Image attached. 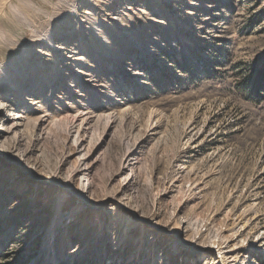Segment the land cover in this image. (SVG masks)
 Returning <instances> with one entry per match:
<instances>
[{
  "label": "rangeland",
  "instance_id": "rangeland-1",
  "mask_svg": "<svg viewBox=\"0 0 264 264\" xmlns=\"http://www.w3.org/2000/svg\"><path fill=\"white\" fill-rule=\"evenodd\" d=\"M28 1L38 15L20 0H0V38L11 39L12 49L23 40L2 12L5 4L44 36L64 28L51 15L70 10L64 18L73 38H50L79 49L73 56L82 59L67 75L57 60H42L60 76L47 83L48 68L35 76L39 100L49 106L38 112L49 118L35 133L43 127L51 134L37 147L38 162L27 159L24 167L61 179L50 173L72 170L82 153L72 151L67 134L78 111H114L120 130L113 136L103 130L108 115L92 133L77 130L88 134L83 151L92 137L88 162L100 163L97 182L104 186L87 199L100 205L105 193L119 189L129 171H118L120 156L142 138L136 156L148 188L130 204L149 223L110 201L64 222L78 199L40 182L18 187L12 178L0 188L7 199L0 205V264H220L217 253L198 250L212 240L222 242L229 258L223 263L264 264V0ZM83 69L93 83L85 84ZM153 117L162 121L160 138L148 132ZM191 136L198 137L190 142ZM87 180L91 174L77 175L71 188ZM57 190L69 196L62 204ZM90 223L97 229L83 235Z\"/></svg>",
  "mask_w": 264,
  "mask_h": 264
},
{
  "label": "bare ground",
  "instance_id": "bare-ground-1",
  "mask_svg": "<svg viewBox=\"0 0 264 264\" xmlns=\"http://www.w3.org/2000/svg\"><path fill=\"white\" fill-rule=\"evenodd\" d=\"M20 1L25 8H29L32 11H34L35 9L40 10V8L34 7L33 4H31L32 2L30 3L28 0ZM189 5L195 6L199 4L190 2ZM2 12L14 19L19 28V31L17 28L15 36L23 40L20 42L18 48L12 49L11 46H8L9 44H11V39L6 40V38L4 37L0 38V188L4 190L8 187L7 184H12L10 182V179L12 178H14L13 180L15 181V183H18V187H24L27 184V181H34L38 183L40 182L47 187L57 186L58 189H61L66 194H70V196H73L74 198L79 200L77 209L73 212L67 213L63 220L64 222L68 220L70 223L75 218V216L82 212H85V208L96 209L98 207H102L105 202L110 201L119 204L120 207H122L124 210L130 212L133 217H136L138 221L149 223V218L141 217V214H138L136 212V208H134L130 204V199L132 197L137 195L138 192L141 191V189L146 190L148 188V185H144L145 182L142 181V170L141 167H138V158L136 156V152L139 147L138 141L141 142L142 138H139L136 145H127L120 156L118 171H124L125 169H129V171L122 177L119 189L105 193L101 199L102 202L100 205V202H97L95 205H93L89 202L90 199H87V193H94V195H96L100 192V190H104L102 189L104 188V186H100L97 182L102 175V173L100 174L99 170L100 163L88 162L89 153L94 147V144H92V137L90 136L87 142L88 150L86 149L85 151H83L85 149L84 141L86 140V138H88V134L86 135V138L80 137L77 130H88V133H92L93 129H90L91 126L99 121V119L102 118L103 115H108L107 119L104 121L103 130L105 134L113 136L116 131L120 130V117L117 116L114 111H109L108 113L104 114L90 109L91 107H83L80 111H78V113L76 114V122H78L74 125L72 124L69 126L67 134L68 136L73 137L72 145L74 147L72 151H79L82 153L79 155L77 164L75 167H73L72 170L60 172L59 169L57 172L50 173L56 176L61 175L59 176L62 177L61 179H55L47 175L48 170H29L24 167L27 159H33L34 161L38 162L37 159L41 153V150L37 147H39L40 141L42 139H49L51 134V131L44 129L43 127L39 133H35V129L39 128V125L49 118L48 112L44 114H38L40 110H44V107L49 108V106L45 104L46 102L42 101L41 99L39 100V98L43 97V92L37 90L38 82L36 79L37 77H35L36 73H40L47 68L50 69V71L48 72L49 79L47 83H51L53 82L52 80L55 77H60L58 76L59 73H55V70H52L55 68L54 60H57L58 63H60L58 66V72L61 73L60 75H67L65 74V71H69V69H71L70 66H74L73 63H78L79 59L82 58H76L75 56H73L76 55V53H81L79 49L69 47L68 45L63 44L64 42L56 43L53 45V39L51 40L52 37L50 38V36L53 35L56 39L61 37V39H66V43L73 38V30H75V28H73V26L70 25V22H67V19H65L66 17H68V15H71L70 10L61 12L60 14H57L53 17L51 15V20L60 19L58 23H61L64 28L61 30L55 27L52 28V30H50L51 32H49L52 34H49L50 36L42 35L41 32H39V27L34 28L32 25H29L26 22L27 20L20 12L8 9L7 4H5ZM34 12L36 13V15H38V12L36 10ZM1 20L2 19L0 15V23ZM51 20H49L48 23H50ZM23 29H25V35ZM36 30H38V32H36ZM28 31L30 32L29 34H27ZM19 48L21 49V51L15 54V52ZM62 50H65L66 52H61ZM96 51L98 53V48ZM61 55L62 59H59V56ZM5 57H7V59ZM42 60H47V62H50L52 64L54 63L53 68H50V66L47 67L46 64L44 65L42 63ZM79 72L82 75L86 76L85 79H83L86 85H89V83H93L95 81L93 74L86 73L88 71L84 72L83 69ZM131 75L135 77L137 76V73H132ZM44 82L45 81H43L42 83ZM69 86H73V84ZM153 118L155 119L154 122L152 124H148V132L151 131V134L156 135L157 138H160L161 132L159 128H161L162 126V121L158 118ZM53 123L54 122H52L51 124ZM186 133L188 134V132ZM191 134L192 136H194V133ZM192 136L188 139L190 140V142L195 141L198 137ZM33 149H36L38 151V154L33 153ZM10 166L13 167L12 171L4 175L6 173V170ZM61 166H59V168H61ZM89 174L92 175L91 181L87 180L84 183L82 181L80 184L81 188L78 190H73L71 188V182L77 175L79 180H83L85 179V176H88ZM62 191L57 190V192H55L54 194L57 198H59V200H61L62 198L61 204L64 202V197H69ZM44 194L48 195L49 192L41 193V196H43ZM5 201H7V199L5 198L4 192L0 191V205H3ZM122 220L123 219H120L119 222H121ZM117 223L118 221L115 223V225H117L116 227H119L121 223ZM91 224L92 223H90V225ZM94 229H97L95 223L90 227L85 228L82 234L88 235L90 233V230ZM174 235L177 236V234ZM198 245V250L213 251L214 253H217V257H219V260L217 259L218 263L227 264L223 263V261L227 262L229 258H227L225 254H223V251L221 252V250H223V247L220 240H212L210 244Z\"/></svg>",
  "mask_w": 264,
  "mask_h": 264
}]
</instances>
